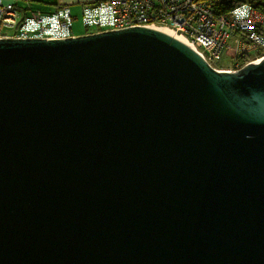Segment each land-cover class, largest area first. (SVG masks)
<instances>
[{
	"label": "water",
	"instance_id": "water-1",
	"mask_svg": "<svg viewBox=\"0 0 264 264\" xmlns=\"http://www.w3.org/2000/svg\"><path fill=\"white\" fill-rule=\"evenodd\" d=\"M0 264H264V55L0 37Z\"/></svg>",
	"mask_w": 264,
	"mask_h": 264
},
{
	"label": "built area",
	"instance_id": "built-area-1",
	"mask_svg": "<svg viewBox=\"0 0 264 264\" xmlns=\"http://www.w3.org/2000/svg\"><path fill=\"white\" fill-rule=\"evenodd\" d=\"M80 6L87 33L131 26L166 28L219 71H234L253 62L238 60L246 46L264 51V11L248 2L225 12L216 8L214 0H91ZM73 19L67 5L44 12L19 7L14 0H0V37L64 39L75 36ZM230 37L240 46L224 68L220 60Z\"/></svg>",
	"mask_w": 264,
	"mask_h": 264
},
{
	"label": "rangeland",
	"instance_id": "rangeland-1",
	"mask_svg": "<svg viewBox=\"0 0 264 264\" xmlns=\"http://www.w3.org/2000/svg\"><path fill=\"white\" fill-rule=\"evenodd\" d=\"M32 4V9H41L45 12H51L52 6L42 3L40 0H30L29 1ZM18 5L24 6L23 0H18ZM26 6V5H25ZM72 15L74 17L73 19V32L74 35H81L84 34L83 31L85 30L83 24H82V12H81V6L80 5H72ZM240 44H237L233 41V38L230 37L226 42V48L224 49L223 57L220 60L221 67H227L231 63V55L233 51L239 47ZM243 52L247 53V60H255L256 58H259L264 54V51L252 47V46H246ZM261 53V54H260ZM260 54V55H259Z\"/></svg>",
	"mask_w": 264,
	"mask_h": 264
},
{
	"label": "trees",
	"instance_id": "trees-1",
	"mask_svg": "<svg viewBox=\"0 0 264 264\" xmlns=\"http://www.w3.org/2000/svg\"><path fill=\"white\" fill-rule=\"evenodd\" d=\"M216 8L219 9L220 12H225L236 5L243 3V2H248L252 6L256 7L257 9L264 11V0H214ZM89 32L88 29H85L83 33ZM261 54V53H260ZM259 54V55H260ZM247 59V53L243 52L239 55L238 60L244 61Z\"/></svg>",
	"mask_w": 264,
	"mask_h": 264
},
{
	"label": "crops",
	"instance_id": "crops-1",
	"mask_svg": "<svg viewBox=\"0 0 264 264\" xmlns=\"http://www.w3.org/2000/svg\"><path fill=\"white\" fill-rule=\"evenodd\" d=\"M29 1L30 0H23L24 6H20V5H18V0H14L15 4L17 6H19V7H22V8L30 7V8H32L31 7L32 4ZM40 1H42V3H44V4L51 5L52 6V10H53L56 5H67L71 9L72 5H80L83 2H88V1H91V0H40ZM71 11H72V9H71Z\"/></svg>",
	"mask_w": 264,
	"mask_h": 264
},
{
	"label": "bare ground",
	"instance_id": "bare-ground-1",
	"mask_svg": "<svg viewBox=\"0 0 264 264\" xmlns=\"http://www.w3.org/2000/svg\"><path fill=\"white\" fill-rule=\"evenodd\" d=\"M160 29L165 31V32H167V33H169V34H171V35H173V36H175V37H177L178 39L184 41L180 36L174 34L172 31H170V30H168L166 28H160ZM258 61H259V59H255L253 62H258Z\"/></svg>",
	"mask_w": 264,
	"mask_h": 264
}]
</instances>
